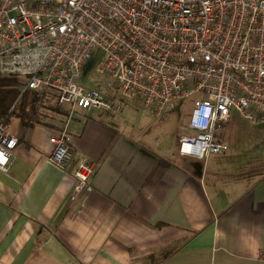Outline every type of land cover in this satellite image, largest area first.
<instances>
[{
	"label": "crops",
	"instance_id": "obj_1",
	"mask_svg": "<svg viewBox=\"0 0 264 264\" xmlns=\"http://www.w3.org/2000/svg\"><path fill=\"white\" fill-rule=\"evenodd\" d=\"M13 85H0V117L23 88ZM52 99L53 119L17 106L8 118L19 140L10 170L0 169V264H264L259 137L256 147L193 160L178 143L140 137L123 115ZM232 118L223 140L229 124L238 139ZM64 128L73 157L59 166L49 138ZM79 157L95 163L93 189L72 199Z\"/></svg>",
	"mask_w": 264,
	"mask_h": 264
},
{
	"label": "built area",
	"instance_id": "obj_2",
	"mask_svg": "<svg viewBox=\"0 0 264 264\" xmlns=\"http://www.w3.org/2000/svg\"><path fill=\"white\" fill-rule=\"evenodd\" d=\"M92 53L97 74L123 97H141L152 116L199 94L178 138L189 159L228 150L220 133L233 111L264 124V0H0V77L23 76L22 91L50 89L58 105L119 112L104 88L81 82ZM19 97L0 117L5 172L19 140L8 124ZM49 140L51 160L65 166L66 129ZM94 167L77 158L72 199L93 189Z\"/></svg>",
	"mask_w": 264,
	"mask_h": 264
},
{
	"label": "rangeland",
	"instance_id": "obj_3",
	"mask_svg": "<svg viewBox=\"0 0 264 264\" xmlns=\"http://www.w3.org/2000/svg\"><path fill=\"white\" fill-rule=\"evenodd\" d=\"M98 61V55L92 53L83 69V78L81 82L87 86L95 88H104L107 91V97L115 104L120 105L119 112L107 111L108 116L115 117L116 115H123V123L127 125H133L135 130H138L139 136L148 140H157L164 138L171 144L178 143V138L181 134L188 132L187 122L189 121L194 102L199 98V94H193L187 98L177 100L170 103L175 105L173 109L162 112L159 116H152L149 110L145 107L141 97L126 98L120 94L117 82L112 80L108 76H101L97 74L95 67ZM8 81L21 83L25 81L23 76H7ZM14 84L13 86H19ZM22 89V87H20ZM1 90V89H0ZM51 91V90H47ZM43 107L39 108L42 115L53 119L54 114L49 110V106L53 107L55 100H45ZM105 111V110H104ZM46 113V115H45ZM233 127L236 123H239V134L237 139V126L233 131L230 129V125H227L223 138L227 142L229 152H239L243 149L256 147L259 141L256 138H260L261 144L264 143V134L257 135L254 132H250L252 129L248 121H245L237 112L233 111ZM253 136V137H252ZM256 136V137H254ZM232 142V144H230ZM257 143V144H256Z\"/></svg>",
	"mask_w": 264,
	"mask_h": 264
},
{
	"label": "trees",
	"instance_id": "obj_4",
	"mask_svg": "<svg viewBox=\"0 0 264 264\" xmlns=\"http://www.w3.org/2000/svg\"><path fill=\"white\" fill-rule=\"evenodd\" d=\"M8 82L7 78H1L0 77V85ZM9 82H12L11 80ZM14 84H21L17 82H13ZM25 83V81H24ZM23 83V84H24ZM20 95L18 102H17V108L19 109L20 113L23 114H34L36 113L40 107L45 106L44 101L47 97H54L55 93L52 91H47V89H42L39 91L33 90V89H25L24 91L20 90V92L17 90L16 95ZM52 110H59L57 107H50Z\"/></svg>",
	"mask_w": 264,
	"mask_h": 264
}]
</instances>
